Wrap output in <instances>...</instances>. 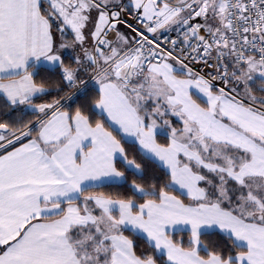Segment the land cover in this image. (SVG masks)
<instances>
[{"label":"snow or ice","instance_id":"6c2138e0","mask_svg":"<svg viewBox=\"0 0 264 264\" xmlns=\"http://www.w3.org/2000/svg\"><path fill=\"white\" fill-rule=\"evenodd\" d=\"M47 4L0 0V264H264V0Z\"/></svg>","mask_w":264,"mask_h":264},{"label":"trees","instance_id":"16d2710c","mask_svg":"<svg viewBox=\"0 0 264 264\" xmlns=\"http://www.w3.org/2000/svg\"><path fill=\"white\" fill-rule=\"evenodd\" d=\"M37 81L40 80H52V81H57L58 80V75H55L51 72L48 71H42L40 76L36 77ZM53 94L52 96H42L40 99H35L34 103H39V102H47L51 99H53L55 97V90L53 88L52 90ZM63 95V93H62ZM2 100H0V104H2ZM21 109H23V113L20 110H17L15 112H13L11 114V117H0V122H2L5 119H16L17 117L21 116L23 114V119L25 122L31 120L34 121L36 119V115H34L33 113H31V111L25 110L23 107L20 106ZM75 105L72 106V110H74ZM95 119H100L99 116H96ZM106 127H108V125L106 124ZM110 131H112V128H109ZM114 135H117V138L120 139L121 136L119 133H116L114 131ZM161 139V138H158ZM122 144H124V146L128 149L129 153H133L135 151V145L132 142H128L124 139L121 140ZM18 145V144H17ZM16 145V146H17ZM11 149V148H9ZM1 154V153H0ZM117 166L121 168V170H123L121 164L119 161H117ZM149 167L152 169V172L156 175L159 176L161 179L159 181L160 184L166 183L168 181V177L166 176L165 172L163 169L161 168H156L153 165L149 164ZM127 174V173H126ZM131 179V177H130ZM91 192H103L105 194H112L113 196H116L117 194L123 193L125 191V189L123 187H120L117 184H109V183H105L103 185H101L100 187H96V188H92L90 189ZM179 195V193H174ZM181 199H185L184 197H181ZM126 235H130V233H125ZM173 238L177 241L183 239L185 242L188 239V232L184 231V232H177L174 234ZM208 239H212V240H218L219 237L216 235H212L210 237H206L205 240L207 242ZM138 247L139 249H144L147 247L146 243L143 240H138ZM203 255V253H201Z\"/></svg>","mask_w":264,"mask_h":264},{"label":"built area","instance_id":"2783aa9c","mask_svg":"<svg viewBox=\"0 0 264 264\" xmlns=\"http://www.w3.org/2000/svg\"><path fill=\"white\" fill-rule=\"evenodd\" d=\"M175 2H177V1H174L173 3H175ZM121 19L124 20V21H127V24H131L132 27L141 28V25H139L137 20L134 19V13L131 14V15L125 13L121 17ZM197 22H198L197 20L192 21L193 24H195ZM123 24H125V23H123ZM127 24H125V25H127ZM182 32H183V29H177L175 31L168 30V31L164 32V36H165L166 40H177V41H179L180 39H182ZM201 34H203V33H201ZM133 35H135V33H133ZM157 35H159V34H157ZM161 43L166 48H170L171 47V44H169V43H165L164 41H162ZM192 67H193L194 71H197L201 75H204L205 78H209V75L214 72V70L211 67H206L203 64H195V65H192ZM213 83L215 84V89H219L221 87H225L223 82L220 81L219 79H217Z\"/></svg>","mask_w":264,"mask_h":264},{"label":"crops","instance_id":"0c3cea01","mask_svg":"<svg viewBox=\"0 0 264 264\" xmlns=\"http://www.w3.org/2000/svg\"><path fill=\"white\" fill-rule=\"evenodd\" d=\"M174 1H177V0H172V2ZM127 2V1H126ZM44 6L45 8L48 7V4H47V0H44ZM93 17H95V13H93ZM89 28H91V25H89ZM118 28H119V31L121 33H124L126 35H128L129 37L133 36V32L131 30V28H129L127 25L121 23L118 25ZM159 34V33H158ZM61 37H60V34L59 33H56V39L59 40ZM92 43L91 39H89L88 43L86 44V46H90ZM67 62V61H66ZM215 90H218V89H215ZM195 91V90H194ZM194 98H197L195 95H194ZM198 102H201L203 103L202 101L198 100ZM39 103H43V102H39ZM39 103H36V104H39ZM23 107L25 110H28L30 111L26 106H21ZM35 121V120H34ZM176 127H181V125L179 123H176L175 124ZM120 134V133H119ZM122 134H120L121 136ZM134 138H131V137H125L124 140L128 141V142H132ZM26 142V141H25ZM19 145H17L18 147ZM11 150V149H9ZM2 154V153H1Z\"/></svg>","mask_w":264,"mask_h":264}]
</instances>
